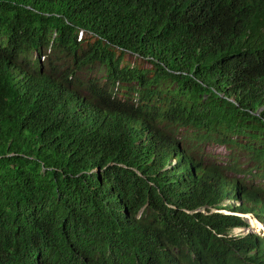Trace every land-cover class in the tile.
Masks as SVG:
<instances>
[{
	"label": "trees",
	"instance_id": "trees-1",
	"mask_svg": "<svg viewBox=\"0 0 264 264\" xmlns=\"http://www.w3.org/2000/svg\"><path fill=\"white\" fill-rule=\"evenodd\" d=\"M212 146L264 190V0H0V264H264Z\"/></svg>",
	"mask_w": 264,
	"mask_h": 264
},
{
	"label": "clouds",
	"instance_id": "clouds-1",
	"mask_svg": "<svg viewBox=\"0 0 264 264\" xmlns=\"http://www.w3.org/2000/svg\"><path fill=\"white\" fill-rule=\"evenodd\" d=\"M44 57L41 56V60H43ZM173 138L177 142V147L178 150L180 151V161L182 163V171L187 173L190 171H196L199 167V156H197L193 151L189 152L185 148V143H184V134L182 128L178 129L177 131H173ZM211 148V147H210ZM209 148V151H211L212 155L207 157V159H204L205 163V168L210 169V170H216L221 173V175L225 178V181L220 182V179L222 176H214L216 178V186L218 187L219 191L222 193L225 191L226 194L224 196V200L222 203L224 205L229 204L232 205L236 208L239 209H245V211H232L230 212L229 210L226 209H216V208H208L206 207H201L198 208L197 211H201L203 213H211V212H223V213H232L239 215L247 224V226L242 227L246 228L249 226V223L247 221L248 217H254L258 221H260L263 225L264 223L254 214V209L253 207L256 206V204L253 202H249V199L246 197V192H251L258 197H264V190L258 189V188H252L251 186H256L259 187L260 182L256 181V183H253L252 181H244L239 177V174L235 175H230L229 173L223 172L220 167L224 164V155L227 153V151L223 147H217L213 146V152ZM218 148H222L224 151L219 152L217 151ZM172 163H176V154L175 156L171 159ZM199 175L207 180L211 178V175H209V172L207 170H202L198 172ZM210 177V178H208ZM262 186V184H261ZM259 202V201H258ZM257 205H262L260 202ZM241 228V227H237ZM235 229V228H234ZM232 229V231L234 230ZM250 227L246 228L247 231H249Z\"/></svg>",
	"mask_w": 264,
	"mask_h": 264
},
{
	"label": "rangeland",
	"instance_id": "rangeland-1",
	"mask_svg": "<svg viewBox=\"0 0 264 264\" xmlns=\"http://www.w3.org/2000/svg\"><path fill=\"white\" fill-rule=\"evenodd\" d=\"M35 55H36L35 53H30V57L32 59L35 58ZM123 56H124L123 57L124 64L129 65L131 67H133V66H137L138 68H151V67H153L147 59L138 57V56L130 54V53H125ZM95 72L98 75H100L101 73H104L105 72L104 66H102V65L98 66L97 65ZM134 101H136V99ZM210 149L213 152V146ZM217 151L223 152L224 150L222 148H218ZM247 221L249 223L248 227H250L249 231L246 230V228H248V227H246V228H235L231 233L235 234V235L236 234L253 233V234L259 235V236L264 238V225L260 221L255 219L254 217H252V218L248 217Z\"/></svg>",
	"mask_w": 264,
	"mask_h": 264
}]
</instances>
